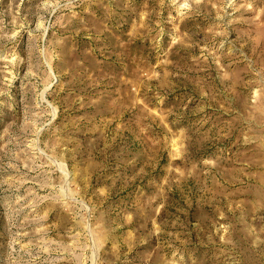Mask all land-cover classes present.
I'll return each mask as SVG.
<instances>
[{"label": "rangeland", "instance_id": "1", "mask_svg": "<svg viewBox=\"0 0 264 264\" xmlns=\"http://www.w3.org/2000/svg\"><path fill=\"white\" fill-rule=\"evenodd\" d=\"M0 264H264V0H0Z\"/></svg>", "mask_w": 264, "mask_h": 264}]
</instances>
